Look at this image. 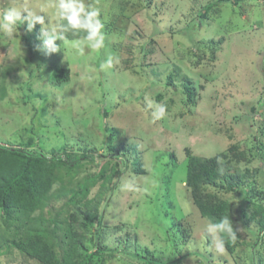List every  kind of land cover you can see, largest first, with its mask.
<instances>
[{
  "label": "rangeland",
  "instance_id": "374dc122",
  "mask_svg": "<svg viewBox=\"0 0 264 264\" xmlns=\"http://www.w3.org/2000/svg\"><path fill=\"white\" fill-rule=\"evenodd\" d=\"M13 2L52 12L51 0H0V11ZM87 2L101 9L98 51L80 56L71 47L80 37L46 54L39 23L29 31L18 22L14 40L0 34V145L47 158L90 156L72 169L52 161L54 185L34 212L45 216L57 252L73 219L88 248L82 264L264 263V211L254 210L264 209V0ZM110 55L120 64L100 70ZM62 69L67 80L57 84ZM187 79L194 102H186ZM145 94L167 105L163 119L153 118ZM233 146L246 152L233 161L246 183L208 187L229 202L237 229V245L218 254L205 245L215 221L193 201L187 149L231 158ZM4 213L0 264H39L10 245L16 226Z\"/></svg>",
  "mask_w": 264,
  "mask_h": 264
},
{
  "label": "trees",
  "instance_id": "16d2710c",
  "mask_svg": "<svg viewBox=\"0 0 264 264\" xmlns=\"http://www.w3.org/2000/svg\"><path fill=\"white\" fill-rule=\"evenodd\" d=\"M83 35V32L78 33L77 36L69 33L68 39L80 38ZM213 51H215V47H213ZM200 59L201 56L198 62ZM61 71L57 84L67 80V71L65 69ZM187 81L185 83L186 102H194L196 94L194 83L189 79ZM229 151L233 152L231 158L225 152L211 157H202L187 149L189 158L187 184L191 189L193 201L204 215H209L214 221H218L224 216L230 218V204L227 200L210 193L208 187L216 185L229 191L246 183L244 174L240 170H233V161H240L245 157L246 152L239 151L236 146L229 148ZM87 157L90 156L83 154L66 159L63 157L47 158L42 153L33 154L24 149L0 145V211H5L3 217L9 219L12 226H16V236L12 241L9 240L10 245L17 247L24 256L38 261L39 264H82V260L87 256L88 248L85 245L83 234L74 227L75 220L72 219L64 230L67 236V241L64 242L66 248L63 253H58L51 239L53 234L44 227L45 216L43 214L36 216L34 212L43 207L44 200L54 185L55 166L52 161L63 160L72 169ZM48 161L51 164H48ZM81 200L76 198L74 203L77 204ZM76 204H73V207ZM86 204L90 208L89 210H96L99 205L98 203L92 205L88 202ZM76 207L79 208L80 205ZM254 207L256 214H261V211H264L259 203H254ZM260 223L264 226V214L261 216ZM96 237L98 250L101 251L102 246L98 243L100 233H97ZM224 240L225 247L230 250L238 243V238L235 243L226 236ZM89 264L93 263L89 262ZM259 264L264 263L260 260Z\"/></svg>",
  "mask_w": 264,
  "mask_h": 264
},
{
  "label": "clouds",
  "instance_id": "9594fccd",
  "mask_svg": "<svg viewBox=\"0 0 264 264\" xmlns=\"http://www.w3.org/2000/svg\"><path fill=\"white\" fill-rule=\"evenodd\" d=\"M48 7L52 9L49 13L47 7H41L39 11H34L27 3L17 5L13 2L10 6L0 11V34L8 40H14L17 34V25L27 21L28 30L31 31L39 23L42 40V47L46 54L59 52L64 46L69 44L68 34L77 36L83 32L80 39L71 41L80 56L85 55V49L98 51L104 47V23L101 20V9L94 3L87 0H51ZM27 13V15H23ZM45 13L46 15H41ZM46 19L49 23H45ZM57 41L62 43L58 44ZM120 58L110 55L106 61L100 63V70L112 68L120 64ZM144 104L147 109L152 110L155 120H161L167 115V105L155 102L148 94L144 96ZM125 188L134 190L131 183L125 184ZM206 231L211 237V241H205L207 251L218 254L225 252L226 236L231 242L237 239V229L234 228L232 220L228 216L222 217L218 221H209L206 224Z\"/></svg>",
  "mask_w": 264,
  "mask_h": 264
}]
</instances>
